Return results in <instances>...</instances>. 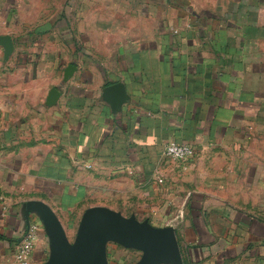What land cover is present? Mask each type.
I'll return each instance as SVG.
<instances>
[{"label":"crops","instance_id":"obj_1","mask_svg":"<svg viewBox=\"0 0 264 264\" xmlns=\"http://www.w3.org/2000/svg\"><path fill=\"white\" fill-rule=\"evenodd\" d=\"M261 12L228 21L159 7L150 32L88 58L51 34L19 50L0 0V36L14 47L6 57L0 46V264H15L30 201L53 208L71 241L103 206L174 226L183 264H264ZM117 83L131 99L113 113L103 90ZM51 89L61 96L49 107ZM170 142L196 157L168 158ZM29 221L41 226L31 264H44L48 236L36 213ZM130 250L109 243V264Z\"/></svg>","mask_w":264,"mask_h":264},{"label":"rangeland","instance_id":"obj_2","mask_svg":"<svg viewBox=\"0 0 264 264\" xmlns=\"http://www.w3.org/2000/svg\"><path fill=\"white\" fill-rule=\"evenodd\" d=\"M2 1L7 16L11 15L4 31L11 33L19 50L24 52L29 46L38 49L41 37L51 34L61 37V47L65 54L75 51L86 54L88 58L95 53L114 52L124 39L137 36L141 30L150 32L158 16L155 17V13L163 6H183L191 15L209 11L228 21L241 20L245 12L260 8L264 23V0ZM9 8L12 11L10 14ZM34 43L38 45H32ZM130 252L134 258H125L121 260L122 263L133 264L141 259V252Z\"/></svg>","mask_w":264,"mask_h":264},{"label":"water","instance_id":"obj_3","mask_svg":"<svg viewBox=\"0 0 264 264\" xmlns=\"http://www.w3.org/2000/svg\"><path fill=\"white\" fill-rule=\"evenodd\" d=\"M0 46L6 57L14 50L10 36H0ZM76 67L70 65L65 71L69 79ZM61 93L51 89L47 105L54 106ZM125 85L117 83L103 90V101L113 113H120L130 101ZM36 213L50 243V255L44 264H109L108 244L116 243L126 249L142 253L135 264H183L181 248L174 226L155 227L146 219L140 221L135 215L127 217L108 207L88 208L81 219L76 237L71 241L56 212L42 201L27 203L26 219L30 227V215Z\"/></svg>","mask_w":264,"mask_h":264},{"label":"built area","instance_id":"obj_4","mask_svg":"<svg viewBox=\"0 0 264 264\" xmlns=\"http://www.w3.org/2000/svg\"><path fill=\"white\" fill-rule=\"evenodd\" d=\"M165 154L174 161H186L196 157V150L185 143L170 142L165 148ZM39 224L30 225L15 253V264H31L32 254L38 241Z\"/></svg>","mask_w":264,"mask_h":264}]
</instances>
